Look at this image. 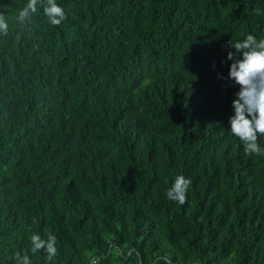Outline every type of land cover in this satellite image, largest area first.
I'll list each match as a JSON object with an SVG mask.
<instances>
[{
    "label": "trees",
    "instance_id": "trees-1",
    "mask_svg": "<svg viewBox=\"0 0 264 264\" xmlns=\"http://www.w3.org/2000/svg\"><path fill=\"white\" fill-rule=\"evenodd\" d=\"M0 264H264V0H0Z\"/></svg>",
    "mask_w": 264,
    "mask_h": 264
}]
</instances>
